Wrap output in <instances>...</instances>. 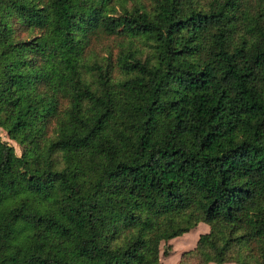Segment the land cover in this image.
I'll use <instances>...</instances> for the list:
<instances>
[{"label":"trees","instance_id":"16d2710c","mask_svg":"<svg viewBox=\"0 0 264 264\" xmlns=\"http://www.w3.org/2000/svg\"><path fill=\"white\" fill-rule=\"evenodd\" d=\"M0 128V264H264V0H0Z\"/></svg>","mask_w":264,"mask_h":264},{"label":"rangeland","instance_id":"374dc122","mask_svg":"<svg viewBox=\"0 0 264 264\" xmlns=\"http://www.w3.org/2000/svg\"><path fill=\"white\" fill-rule=\"evenodd\" d=\"M0 139L6 140L13 145L17 154L20 153L19 146L12 140L8 139L6 132L0 128ZM208 226L204 223H199L196 227L181 236L172 238L168 241H162L160 245V261L164 264H179L181 255L184 251L191 250L195 247L200 234L206 232ZM166 247H169L170 252L163 254ZM216 264V263H210ZM223 264H236L234 262H226Z\"/></svg>","mask_w":264,"mask_h":264},{"label":"crops","instance_id":"0c3cea01","mask_svg":"<svg viewBox=\"0 0 264 264\" xmlns=\"http://www.w3.org/2000/svg\"><path fill=\"white\" fill-rule=\"evenodd\" d=\"M210 264V263H209Z\"/></svg>","mask_w":264,"mask_h":264}]
</instances>
